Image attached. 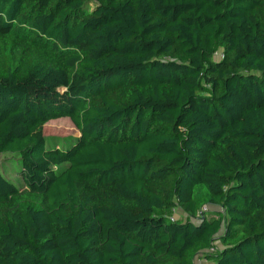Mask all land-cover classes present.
Listing matches in <instances>:
<instances>
[{"label":"trees","instance_id":"obj_1","mask_svg":"<svg viewBox=\"0 0 264 264\" xmlns=\"http://www.w3.org/2000/svg\"><path fill=\"white\" fill-rule=\"evenodd\" d=\"M5 152L0 264H264V0H0Z\"/></svg>","mask_w":264,"mask_h":264},{"label":"rangeland","instance_id":"obj_2","mask_svg":"<svg viewBox=\"0 0 264 264\" xmlns=\"http://www.w3.org/2000/svg\"><path fill=\"white\" fill-rule=\"evenodd\" d=\"M216 57L218 58V54L216 55ZM43 131L45 137L47 138V147L54 146L55 144H70L75 138H78L80 136L79 131L69 118H60L57 120L50 121L44 126ZM0 167L8 178L12 179L17 184L21 182L18 173V170L20 168V159L17 154L6 152L3 153L0 159ZM175 216L187 217V215L181 213L179 209L176 210ZM194 221L198 222L199 220L196 219ZM216 244L219 247L221 246L219 242H217ZM195 261L197 264H209L205 262L206 260L202 255L196 256Z\"/></svg>","mask_w":264,"mask_h":264},{"label":"built area","instance_id":"obj_3","mask_svg":"<svg viewBox=\"0 0 264 264\" xmlns=\"http://www.w3.org/2000/svg\"><path fill=\"white\" fill-rule=\"evenodd\" d=\"M208 210H209V207L208 206H204L199 214H202V212H205V211H208ZM211 251H214V248H212Z\"/></svg>","mask_w":264,"mask_h":264},{"label":"crops","instance_id":"obj_4","mask_svg":"<svg viewBox=\"0 0 264 264\" xmlns=\"http://www.w3.org/2000/svg\"><path fill=\"white\" fill-rule=\"evenodd\" d=\"M205 262L209 263L207 260H206ZM195 263H196V261H195ZM196 264H197V263H196Z\"/></svg>","mask_w":264,"mask_h":264}]
</instances>
